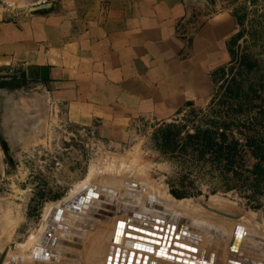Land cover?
Instances as JSON below:
<instances>
[{"label":"rangeland","instance_id":"rangeland-1","mask_svg":"<svg viewBox=\"0 0 264 264\" xmlns=\"http://www.w3.org/2000/svg\"><path fill=\"white\" fill-rule=\"evenodd\" d=\"M202 2L206 17L233 23L229 60L212 74L205 100L164 117L139 116L124 128L77 120L57 106L48 75L0 59V211L9 206L13 221L0 228V264H183L162 251L131 253L128 220L137 229L144 221L128 216L124 198L139 201L136 214L162 221V235L173 227L170 240L198 239L193 255L204 262L217 238L219 264L236 250L264 263V0ZM83 190L110 201L92 198L93 212L82 215L63 210L49 228L50 211ZM47 230L59 238L39 240Z\"/></svg>","mask_w":264,"mask_h":264},{"label":"crops","instance_id":"crops-1","mask_svg":"<svg viewBox=\"0 0 264 264\" xmlns=\"http://www.w3.org/2000/svg\"><path fill=\"white\" fill-rule=\"evenodd\" d=\"M1 3L0 59L48 75L57 106L77 120L124 128L139 116L170 115L205 100L229 60L233 23L206 17L202 0Z\"/></svg>","mask_w":264,"mask_h":264},{"label":"bare ground","instance_id":"bare-ground-1","mask_svg":"<svg viewBox=\"0 0 264 264\" xmlns=\"http://www.w3.org/2000/svg\"><path fill=\"white\" fill-rule=\"evenodd\" d=\"M128 186L130 187V188H135V189H137V186L138 185H136L135 183H129L128 184ZM142 189V188H141ZM93 194H95V193H90V192H88L87 193V190H83V192L82 193H79L78 195H76L75 197H73V198H70L67 202H69V203H64V204H62V207L63 208H53L51 211H50V213L48 214V216H47V218H46V221L48 222V223H46L47 225H48V227H49V225L51 224V223H53V221L56 219V223H58V222H60V219L62 218V216H61V213H62V211L63 210H66V211H69V212H72V213H74V214H80V212H84V213H87V212H85L84 210H86V211H89V210H91L92 212H93V209H89V206H91V205H96L95 204V202L96 201H94L92 198V195ZM97 195V194H96ZM120 199H122V198H120ZM124 202H127L128 204H131L132 205V207L131 208H127V207H125V209H127L128 210V216L129 217H132V218H138V219H141L142 221H144L145 223H148V222H150L149 224H147V225H149V226H151V229L150 228H146V227H143V223L144 222H140L139 224H136V225H138V226H140L141 228H143V229H146V230H143V229H137V228H135V227H132L131 225H133V224H135L134 222H133V220L132 219H129L128 220V223L129 224H131L130 226H128V228L130 229V230H134L135 231V235L133 236V235H129V234H125V236L126 237H129V238H131V241H130V246H129V250L131 251V253H139V254H142V253H147V254H151V253H154L155 252V254L157 253V254H159V252L160 251H162V252H165V255L167 256V257H172V260H173V258L175 259V258H177L178 260H180L183 264H213L214 262H215V264H219V260H217V258H216V256H215V251H216V248H217V245H218V248H219V244H220V250H221V252H222V248H223V244H222V241L220 240V242L218 243L217 242V238H214L213 239V241H212V244H211V249L212 250H214L215 249V251H213V254L211 255L210 254V256H209V260H208V262H204L203 260H200V258H198V256L196 257V256H194L193 254L196 252V254L197 253H199L198 252V247H199V245H200V243H199V241H198V239H196V238H194V237H188V238H186V240H185V242H183V241H180V240H170V238L169 237H167V233H170V234H172L173 233V227H171L170 228V226L169 225H167L166 227H165V233L162 235L160 232H162V227H158V226H156V224H163L162 223V221L161 222H158V220H154V219H150L149 217H144V216H141V215H139V214H136V212L138 211V210H135V209H137V207L135 208H133V206H134V204H139V201H131V200H129L128 198H124V200H123ZM131 201V202H130ZM109 206V205H108ZM110 207V206H109ZM103 209V208H102ZM109 209V208H108ZM104 210V209H103ZM10 211H11V209H10V207L8 206L6 209H4V210H1L0 211V228L1 227H3V228H10V227H12L13 226V221L11 220V217H10ZM79 212V213H78ZM80 215H82V214H80ZM98 215V214H97ZM83 216H85V217H89L88 215H86V214H84ZM101 216H103V215H101ZM90 218H92V217H90ZM54 222V223H55ZM96 222H97V219H94V221H93V223H92V225H94V224H96ZM118 222H120V221H118ZM117 222V223H118ZM45 224V225H46ZM80 224H82V223H75V225L77 226V228L76 229H78V230H85V229H87L88 227H90V226H80ZM154 224V225H153ZM54 225V224H53ZM53 225H51L52 227H53ZM50 226V227H51ZM122 226H123V223L121 222V227L118 229L117 228V224H116V229H115V233H114V237H113V242H115V243H118L119 242V240H120V235H121V229H122ZM261 226L263 227V229H264V224L262 225L261 224ZM49 227V228H50ZM152 227H156L158 230H153V228ZM261 227V228H262ZM47 228V227H46ZM43 229H44V226H43ZM52 230L54 229V228H51ZM45 230V229H44ZM52 230H47L46 231V233H43L42 232V234L40 235V238H38L39 240H41V241H43V242H46V240H48V239H54V240H57L58 238L56 237L55 238V236H53L52 234L54 233V231L53 232H51ZM59 231V230H58ZM57 231V232H58ZM263 232H264V230H262ZM52 233V234H49V233ZM61 232H63V231H61ZM136 232H138V233H140V234H142V235H139L138 234V236H137V234H136ZM143 232H148V234H145V233H143ZM130 233V232H129ZM132 233V232H131ZM213 233V232H212ZM151 234H154V236H152ZM161 235L162 237V239L161 238H157L156 239V235ZM75 235V234H74ZM73 235V236H74ZM164 235L166 236V238H164ZM217 235V234H216ZM102 237V236H101ZM218 237V236H217ZM2 238L3 239H5V238H7V237H5V236H2ZM1 238V239H2ZM210 238L212 239V237L210 236ZM60 239H63V238H60ZM96 239H100L99 238V235L97 234V236H96ZM146 239H149V240H158V239H161L160 240V243H151V242H146L145 240ZM167 239V240H166ZM190 239V240H189ZM1 241V240H0ZM4 241V240H3ZM2 241V242H3ZM50 241V240H49ZM58 241H60V242H57V243H60V245L62 244V245H66L65 244V242H63V241H61V240H58ZM194 241H196V242H194ZM238 241V240H237ZM225 242V241H224ZM223 242V243H224ZM67 243V242H66ZM78 243V242H77ZM226 243H227V241H226ZM229 243H231V242H229ZM228 243V244H229ZM239 243V242H238ZM69 245L71 244V243H68ZM162 244H164V245H162ZM198 244V245H197ZM225 244V243H224ZM39 245H41V244H39ZM59 245V244H58ZM58 245H56V243L54 244V246L56 247H54L55 249H57L56 251H58V249H60V250H62L63 249V247L62 248H60ZM68 245V246H69ZM73 245V244H72ZM227 245V244H226ZM67 246V245H66ZM92 246H95L94 244L92 245ZM131 246H133V248L134 249H132L131 248ZM229 246H230V244H229ZM228 246V247H229ZM238 246V245H237ZM73 247H75V248H78V246L76 247V245L74 246L73 245ZM96 247V246H95ZM166 247V248H165ZM196 247V248H195ZM123 248H125V247H123ZM193 248H195V249H192ZM237 248H239V247H237ZM36 250L34 251L35 252V254L36 255H38V253L40 252L37 248H35ZM54 249V250H55ZM211 250V251H212ZM205 251V250H204ZM38 252V253H37ZM59 252H61V251H59ZM58 252V253H59ZM140 252H142V253H140ZM47 253V252H46ZM56 253V252H55ZM64 253V252H63ZM67 253V252H66ZM185 253V254H184ZM186 253H188V254H186ZM44 254H45V252H44ZM48 254V253H47ZM54 254V253H53ZM60 254H62V253H60ZM195 254V255H196ZM200 254H201V252H200ZM230 254V255H229ZM52 255V254H51ZM57 255V254H56ZM187 255V256H186ZM199 255V254H198ZM248 254L246 253V252H244L243 250H241L240 251V253L236 250V251H231V252H227L226 253V259H225V264H259L258 262L259 261H257L258 259L257 258H254V257H252V256H247ZM161 256V255H160ZM204 256V255H203ZM57 257V256H56ZM245 257H248V259H245L244 260V258ZM60 258V257H59ZM58 258V259H59ZM64 258V257H63ZM221 258V257H220ZM65 259V258H64ZM156 259V258H155ZM167 259V258H166ZM171 259V258H170ZM202 259V258H201ZM222 259V258H221ZM177 260V261H178ZM224 260V259H223ZM250 260V261H249ZM59 261V260H58ZM176 261V262H177ZM207 261V260H206ZM257 261V262H256ZM262 261V260H261ZM39 262V261H38ZM60 262V261H59ZM151 262V261H150ZM159 262V261H158ZM179 262V261H178ZM0 263H2V261L0 262ZM39 263H42L41 262V260H40V262ZM48 263H50V262H48ZM64 263V262H63ZM153 263V262H152ZM52 264V263H51ZM60 264H62V263H60ZM168 264V263H167ZM222 264V263H221ZM264 264V263H263Z\"/></svg>","mask_w":264,"mask_h":264},{"label":"water","instance_id":"water-1","mask_svg":"<svg viewBox=\"0 0 264 264\" xmlns=\"http://www.w3.org/2000/svg\"><path fill=\"white\" fill-rule=\"evenodd\" d=\"M48 6H41V7H36V8H34V9H31V11H35V10H41V9H43V8H47ZM92 197L93 198H98V199H102V200H104V201H110V200H108V199H105V198H103L102 196H97L96 194H93L92 195ZM131 202V201H130ZM97 205V204H96ZM62 214V213H61ZM62 220V218L60 219V221ZM121 227V222H118L117 223V228L119 229ZM143 227H146V228H150L151 229V226H147V225H143ZM153 228V230H158L156 227H152ZM64 230H67L68 231V229H66V228H63ZM143 233H145V234H148V232H143ZM152 236H154V234H151ZM162 236L161 235H156V238H161ZM164 238H166V236L164 235ZM170 238V237H169ZM146 242H151V243H159V241H157V240H149V239H146L145 240ZM55 242H57V241H55ZM58 242H60V241H58ZM65 244H67V243H65ZM162 245H164V244H162ZM233 247H234V245H233ZM56 248V247H55ZM140 257L139 256H137V259H136V261L139 259Z\"/></svg>","mask_w":264,"mask_h":264}]
</instances>
